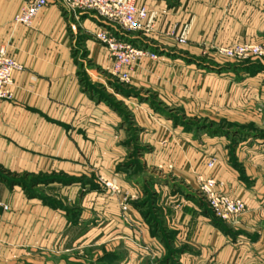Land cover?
I'll return each mask as SVG.
<instances>
[{"label": "crops", "instance_id": "obj_1", "mask_svg": "<svg viewBox=\"0 0 264 264\" xmlns=\"http://www.w3.org/2000/svg\"><path fill=\"white\" fill-rule=\"evenodd\" d=\"M26 1L0 0V49L5 48L22 66L13 73V100L0 101V264H70L64 216L37 199L24 198L20 187L9 184L8 177L53 172L70 175L71 152L86 146L81 138L101 136L104 108L113 116L114 126L122 123L115 110L85 88L87 80L84 84L81 80L87 77L91 85L97 84L96 80H106L111 68V54L96 39L98 35L105 31L124 37L127 32L92 12L71 11L61 0L44 7L30 26L17 25L13 18ZM135 1L147 8L151 29L137 32V36L128 32L124 38L144 45L159 59H141L131 72L126 93L114 94V99L134 116L140 146H146L142 142L147 136L157 139L162 130L158 118L163 116L158 114L157 104L190 112L217 110V119L209 115L192 118L229 121L231 103L241 95L238 91L256 82L264 68L250 75L227 64L234 61L225 60L217 50L235 43L264 46V0ZM177 38L185 43H178ZM221 105L228 110L220 111ZM88 115L92 116L87 120ZM170 119L176 124L174 117ZM86 121L94 122V128L88 129ZM186 124L184 120L170 128L181 134L185 128V134L197 136L189 145L177 144L172 173L190 188L199 178H213L216 190L242 198L246 210L235 221L218 226L198 196L184 193L183 198L168 192L165 200L161 197V204L157 199L156 217L146 215L142 220L137 212L133 214L134 224L141 226L142 243L156 250V258L163 254L162 264H264V178L256 169L261 164L258 149L245 143L222 144L221 149L215 133L203 139V125L193 131ZM118 131L124 134L120 126ZM71 134L78 137L73 146ZM211 158L215 164L210 169L207 163ZM125 242L118 241L125 244H117L116 252L127 247L126 264H141L143 259L145 264H153L147 253L140 254L143 258L131 253L129 249L135 247L129 238ZM168 251L175 255L166 261Z\"/></svg>", "mask_w": 264, "mask_h": 264}, {"label": "rangeland", "instance_id": "obj_2", "mask_svg": "<svg viewBox=\"0 0 264 264\" xmlns=\"http://www.w3.org/2000/svg\"><path fill=\"white\" fill-rule=\"evenodd\" d=\"M130 33L137 36V32ZM127 35L128 33H125L124 37L127 38ZM114 37L120 41L124 40L123 42L135 48L148 50L147 47L140 43L126 42L124 37L118 35H114ZM96 39L106 47L101 40ZM140 60L128 71V81L121 80V73L124 71L121 73L114 71L113 58L111 68L105 77L106 80H96L99 83L93 85L88 82L87 77L81 80L83 84L87 80L84 84L85 88L90 91V94H95L97 99L102 100L107 108L111 107L115 110L121 116L120 121L122 123H117V126H114L116 122L114 119L112 120L113 116L111 117L108 110L104 108L102 113L103 132L101 136L98 138L90 134L81 138L86 146L81 147V150L71 152L70 175L53 172L51 174L8 177L9 184L20 187L24 198L37 199L42 205L64 216L65 227L67 230L69 229L67 233L70 244L69 252L72 258L70 264H126L127 254L125 251L127 247L118 248L119 252H116V249L117 244L119 246L125 244L128 238L129 243L135 247V250L129 249L131 253L133 252L137 257L142 258V255L147 253V256L151 257L153 264H162L159 261H161L163 254L160 253L158 258H156V250L150 249L142 243L141 226L134 224L136 220L133 214L137 212L142 220L146 215H150L153 218L155 216L153 215L154 211L155 213L158 212L157 199H159L161 204V197L165 200L168 192L177 193L179 196L182 195V197L184 193L198 196V199L209 209L206 196L201 190V185L203 180L214 181L213 178H199L198 183L196 182L190 188L172 173V163L178 157L177 151H175L178 147L177 144L181 145L184 143L189 145L188 143L195 142L197 137L195 134L191 137L185 134V128L182 129L184 135L180 132L174 133L171 131L173 129L172 125L175 127L176 124H182L185 120L186 125L189 128L192 127L193 131L197 130L196 127L203 125L204 129H202V132L206 134L205 136L203 135V139L215 133L216 139L222 142L220 144L221 149H223L222 144L245 143L250 148L255 146V149H258L256 151L257 160L261 162V164H257L256 169L264 178V74L258 76L256 82H251L250 86L246 84L240 90L239 88L235 89V91L239 90L238 93L240 92L239 95H241L236 103H233V101L231 103L230 111L233 110V114L230 117L228 116L231 121L225 119L224 121L216 120L213 122L206 119L197 120L198 118H192L209 115V117L213 116L217 119L219 117V111L217 110L207 111L206 108H203V112L200 113L196 109L193 112L185 111L184 109L181 111L178 107L165 105H162V107L155 104L160 111L158 114L163 116L162 119L158 118L162 122V130L157 137L155 136L157 139L147 136V141L145 143L142 142L146 146L142 147L137 141L139 132L134 116L120 100L114 99V94L123 96L126 93L125 89H127L131 81V72ZM225 60L234 61L228 62L227 64L229 65L230 63L232 65L236 64L235 60L228 58ZM87 68H89L88 62ZM12 100L13 96L8 100L0 101ZM220 108V111L223 109L228 110L226 105H221ZM237 108H239L238 111L235 110ZM213 111L216 115L212 114ZM91 116L88 115L87 120ZM172 117L176 119V124L170 119ZM168 120L169 122H167ZM55 123L61 126L59 121H55ZM86 123L88 129L95 126L92 121H86ZM206 125H209V127L206 128ZM119 126L124 130L122 136L118 131ZM207 129L209 131L208 134L206 133ZM199 131L201 130L199 129ZM154 133L153 130L152 135ZM77 138L73 134L70 135L72 146L73 143L77 144L75 141ZM151 139H153L152 142ZM178 151L182 152L181 150ZM245 154L248 155L246 151ZM142 159H146L145 161L148 165H145ZM152 163L155 165H152ZM210 163H213L211 167L209 166ZM214 164L215 159L211 158L207 163V168H213ZM46 186H55L56 189L53 191L44 190ZM62 186H64V193L62 192ZM214 189L216 192L222 193L216 190V183L214 184ZM164 194L166 196H163ZM209 211L211 212L210 209ZM212 215L214 216L213 213ZM237 217L227 221H235ZM219 220L222 222L226 221ZM84 233L86 234L85 238ZM117 236L123 238H117ZM118 241L125 243H118ZM80 253H82V258L79 262ZM174 255H171L168 251L164 259L166 258L165 260L168 261ZM156 259L158 260L154 263ZM145 262L143 259L141 264H145ZM172 263L174 264V262Z\"/></svg>", "mask_w": 264, "mask_h": 264}, {"label": "built area", "instance_id": "obj_3", "mask_svg": "<svg viewBox=\"0 0 264 264\" xmlns=\"http://www.w3.org/2000/svg\"><path fill=\"white\" fill-rule=\"evenodd\" d=\"M55 0H28L17 11L13 22L17 25L30 26L35 16L48 4ZM71 11H89L96 14L104 22L113 25L124 32H147L151 29L148 25V10L144 5L135 0H61ZM114 60L115 72H122L121 80L128 81V71L134 64L142 59L157 60L158 56L148 50L135 48L132 45L116 39L113 35L103 31L98 35ZM178 43H185L182 38H177ZM218 53L232 60H259L264 62V46L251 43H235L227 47L218 48ZM22 70V66L7 54L5 48L0 49V100L12 97L10 86L13 73ZM213 163H210L211 167ZM214 181L203 180L201 190L206 196L209 209L215 217L222 220H231L246 210V205L241 198H230L214 189ZM7 209V206H4Z\"/></svg>", "mask_w": 264, "mask_h": 264}, {"label": "trees", "instance_id": "obj_4", "mask_svg": "<svg viewBox=\"0 0 264 264\" xmlns=\"http://www.w3.org/2000/svg\"><path fill=\"white\" fill-rule=\"evenodd\" d=\"M127 41L128 40H126V42ZM235 61H236V64H233V65H235L236 68L243 69L250 75L257 73L259 70H262L264 68V66L261 64V62L259 60H244V61L235 60ZM213 219H214L216 225L219 226L222 224V221L215 218L214 216H213Z\"/></svg>", "mask_w": 264, "mask_h": 264}]
</instances>
